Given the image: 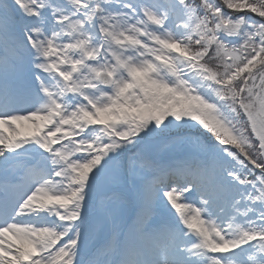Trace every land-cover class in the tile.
<instances>
[{
  "label": "snow or ice",
  "instance_id": "snow-or-ice-1",
  "mask_svg": "<svg viewBox=\"0 0 264 264\" xmlns=\"http://www.w3.org/2000/svg\"><path fill=\"white\" fill-rule=\"evenodd\" d=\"M0 264H264V0H0Z\"/></svg>",
  "mask_w": 264,
  "mask_h": 264
}]
</instances>
